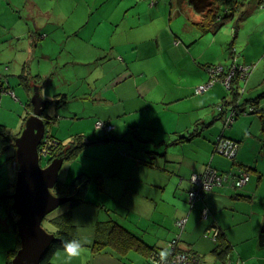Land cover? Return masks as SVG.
Returning <instances> with one entry per match:
<instances>
[{
    "label": "crops",
    "instance_id": "crops-1",
    "mask_svg": "<svg viewBox=\"0 0 264 264\" xmlns=\"http://www.w3.org/2000/svg\"><path fill=\"white\" fill-rule=\"evenodd\" d=\"M101 1L106 2L107 0ZM156 3L155 0H152L151 5L156 6ZM43 5V0L37 3H31V0H23L21 4L20 0H0V40L2 41L0 42V47L2 43L6 42V44L8 43L6 48L13 53V57L10 59L7 60L2 57V60H0V65H5V69L3 67L0 68V107L4 103V98H10L11 102L14 105H19L21 109L20 115L13 120V126H10L7 121L0 118V129H3L7 136H11L10 139H5L7 143L0 148V160L2 155L6 154L8 157L7 161H9L14 173V179L5 188H12V186L14 188L15 184L14 138L20 135L26 119L32 114L31 81L33 80L36 84H42L41 94L46 88L50 90L49 96L45 95L44 97L42 95L45 99L56 102V100L65 97V104L58 108H56L57 104L51 103L53 106L56 105L54 117L47 112V115L51 118H55V112H57L55 110H68L71 103L70 99L73 98V95H71L73 93H66L67 91L59 85L56 91L57 86H54L55 88L52 86L53 75L52 73L51 75L49 74L51 69L48 67V65L53 64L52 61L56 60L55 58L52 59V55L45 53L46 70L48 69L49 73L43 72L41 66L37 72L32 68L37 58L38 48H43L50 41V35L46 32L53 34L52 30L45 27V8ZM92 6L87 5V8L77 17V23L68 27L65 26L63 17L58 16L54 25L55 35H51L55 41L53 45L57 44L60 48L74 49L69 54V58H72L73 61H64L63 57L65 56L62 55H59V60L65 62L64 66L74 64L84 68V71L79 73L82 77L81 80L88 78L91 81H89L90 84L88 85L84 84V86L80 85L76 88V90L81 91L80 100L90 102L92 108H103L106 111L99 117L100 121L98 120L103 126H99L98 123L97 127L104 128L105 136L107 137L115 135L113 137L115 140L108 141L106 143L107 146L102 149L97 147L99 153L103 149L112 150L116 152V156L120 159L118 161L122 166H126L129 154L126 152L125 146L119 143L122 141L128 143V140L133 139L141 142L142 146H144L140 149L142 154L132 159L134 161L131 163L132 168L125 170L126 172L114 168L105 175L102 169H96V165H91L90 169H88L93 177H91V184L95 185L93 192L96 191L97 194H102V192L98 191L103 189L107 193L114 194V201L124 209L125 218H121V226L136 235L147 245L154 247L158 252L157 254L162 250L167 251L169 254L170 244L172 240L176 239L178 240L177 250L190 254L194 262L200 261L199 264H264V246L260 245L259 239H256V233L253 231L254 224H258L257 219L261 216L259 210L255 209L259 204L257 202L258 186H254V182L252 183L254 174L257 177L260 175L258 180L259 182L261 181L262 173L258 172L256 164L253 165L250 161L238 155L237 161L251 170V179L241 190H235L228 185L223 188H215L203 199L195 202L189 200L188 197V192L191 189L190 179L193 174L203 173L208 166L219 171H227L232 168V163L224 161L226 159L220 160L211 153H201V150L194 149L196 147L191 146L202 142L204 138L207 139L213 136L216 139L220 135L221 132L218 131L219 127L216 125V121L221 120V118H217L215 105L219 103L217 100L220 97H225V93L219 89L216 91L209 90L204 96L196 97L194 90H188L184 91L185 95L182 92L183 96L179 97L174 92H166L164 94L165 98L171 95V99L167 103L171 107L156 112L154 119L158 115H160L161 119L165 116L167 117V115L169 117L167 120H162L158 126L153 127L162 128L163 131L157 133L156 130L154 131V137H144L139 132L141 128L140 122L129 120L135 114L148 113L150 111V106L145 104V102L153 100L144 91L147 88L146 82L155 77L148 76L145 71L137 76L132 71L128 72L130 65L134 63L133 57L135 54L141 57V48L136 45L133 46V49L126 48L128 37H132H127V33L129 35L131 33L136 34L137 38L146 33L147 40L144 42L153 41L155 43L158 49H156L153 57H156L160 53L164 31L161 27H155L154 22L161 16V12L154 7V9H150L143 14L132 15V20L130 18L126 20L127 15L120 14L117 10H105L97 5L92 8ZM175 11L179 10L175 9ZM126 25L130 26L128 30ZM120 27H122V33L124 32L126 35H120ZM178 35L182 36L180 32L177 33L171 44L177 48L176 51L182 52L184 55V53H187L185 50L187 48V40L185 42ZM180 42H183L186 48ZM121 46L125 49L119 50ZM142 54V58H153L152 49L146 50L145 47L142 49ZM136 58L134 57V60ZM115 61L118 62L115 63ZM90 65L91 67L96 66L90 68ZM119 65L123 66V68L120 69ZM65 78L66 76L62 80H65ZM98 82L103 83L100 89ZM96 89L98 90L96 91ZM137 91L144 92L146 97L140 99L141 95L137 94ZM210 93H212V101L209 99ZM182 99L197 100L196 106L198 108H208L210 102L213 103V106L211 110H206L205 114L199 113L200 116H203L200 118L193 113V108L188 111V109L179 107V100ZM176 106H178V109ZM7 107L3 106L1 109H6ZM76 110L77 108L72 120L75 122L84 121L86 118L85 114L80 116ZM1 115L2 112L0 111V117ZM188 115L194 116L187 118ZM59 119L60 117L57 116L56 120H53L51 124H54ZM153 120L148 121L150 122L148 123L149 129L152 128ZM238 124L234 123L232 128ZM105 126H111L112 128L108 131ZM208 127L216 128L213 130L212 136L211 133H206L204 138L199 134L191 137L195 130L203 128L201 132L203 134ZM133 130L136 132L135 134L132 132ZM48 134L52 139L61 141L64 146H69L76 137L65 136L60 139L54 135L53 129ZM84 134L85 132H81L79 135L84 137ZM231 134L232 131L229 132V136ZM160 135H166L167 137L158 143L157 140ZM96 142L101 144L98 139ZM147 144H153V146L147 147ZM138 146L136 147L138 148ZM188 147H193L188 149L189 154L187 153ZM143 148L147 151L144 152ZM203 148H206V146ZM153 151L156 153L152 156L150 152ZM79 153H76V155ZM73 156L66 159L65 162L73 158ZM48 162L50 161L48 160ZM98 174L101 175L94 178ZM61 182L66 183L67 181ZM111 182L116 184V186H112ZM12 191L13 189H11ZM238 204L242 206L239 210L236 207ZM84 205L91 207L92 211H96L97 215L95 214L94 221L96 228L100 223L114 221L113 219H109V221L101 219V212L107 208L106 205L103 206L101 202L98 204L91 203V206L90 203H84L81 207L79 206L72 211V220L77 224V227L75 226L76 229L78 225L86 223L84 219L78 218L77 221L76 218ZM108 207L113 208L114 206L109 205ZM252 207L253 211H251L248 218L245 215ZM115 208L119 209L118 207ZM123 209L120 210L123 211ZM67 211L68 206L62 213ZM205 211L206 214L204 213ZM242 211L244 212L242 213ZM181 219L187 220L183 229L177 226V222ZM117 223L119 224V222ZM262 227L263 225L261 224L260 233ZM210 229L219 230L225 235L226 241H228L229 254L224 260H221L217 255L216 243L204 237L205 232ZM3 234L12 235L10 245L4 244L6 240ZM88 237L93 244L86 246V252L83 255V261L86 264H113V262L115 264H154L152 255L149 256V254L146 255L136 250L118 254L115 248L107 247L103 251L95 252L93 246L98 234L94 231ZM77 238H81L80 235L77 234ZM18 245L17 235L10 232L7 219L3 216L0 220V253H6L5 263L9 253L16 250ZM55 256L56 253L52 258V262ZM97 258L101 260L96 262Z\"/></svg>",
    "mask_w": 264,
    "mask_h": 264
},
{
    "label": "rangeland",
    "instance_id": "rangeland-1",
    "mask_svg": "<svg viewBox=\"0 0 264 264\" xmlns=\"http://www.w3.org/2000/svg\"><path fill=\"white\" fill-rule=\"evenodd\" d=\"M39 1L40 0H31V3H37ZM239 1L241 4L240 10L239 12H237V15L233 19H231L229 22H226L216 33H202L198 26V21L200 19L202 20V18L201 16L193 12L194 10L188 5L186 0L182 2H180V0H155V2H157L156 6L151 5L152 0H107L106 2H103L101 0H43V7L45 8V27L47 29L52 30L53 34H50L46 30V33L50 35V41L46 43L43 48H38V52L36 53L37 58L36 61L33 63L32 68L34 69V71L37 72L41 66L43 72L46 71V73H49V70H46L47 64L45 63V53L50 54V56L52 55V59L55 58L56 60L52 61L53 64L50 66L48 65V67H50L51 69L49 74L51 75L52 73L53 75V88L57 86V91L59 85L67 91L66 93H73L71 94L73 95V98L70 99V108L68 110H55L57 111L55 112V118L59 116L60 119L57 120L54 124L47 126V129L49 131L53 129L54 135L60 139L65 136L71 138L75 136H81L79 134L81 132H85L83 136L85 137V141L88 144L81 153L65 162L63 168L60 171L59 180L67 181V184H71L80 174H87L92 177V175L90 174L91 172L89 170L91 165H96V169H102V172H104L105 175L106 173H108V171H111L114 168L126 172L125 170L132 168L131 163L134 162L132 159H135V157H139L142 154V151L140 149L144 146H142L141 142H138L133 139L128 140V143L126 141H122L121 143H119L125 146L126 152L129 154V158L126 160V166H122V164L118 161L120 159L116 156V152L112 150L109 151L108 149H103L102 152L99 153V149L97 147L102 149L103 147H106V143H108V141H105V137L107 136H105L106 132L104 131V128L97 127L100 121L99 117L106 113V111H104L103 108H92L90 102L80 100L81 91L76 90V88L80 85H88L90 84L89 81H91V79L88 78H83L81 80L82 77L81 75H79V73L81 71H84V68L82 66L74 64H67L66 66H64L65 62L59 60V55H62L65 56L63 57L64 61H73L72 58H69V54L74 49H65L64 47L60 48L57 46V44L53 45L55 41L52 39L51 35H55L54 25L56 24V18L58 16L63 17L65 21V26L68 27L77 23V17L80 15L81 12L84 11V9L87 8V5H93L92 8L97 5L98 7H102L105 10H117L118 12H120V14L123 13L127 15L126 20H128L129 18L132 20V15L143 14L150 9H154V7L155 9L158 8L160 10L161 16L155 20L154 26L161 27L164 33L163 38L161 39L160 53L156 57L153 56L154 53H156V49L158 48L157 46H155V43L153 41L144 42L147 40L145 36L146 33L139 38L136 37V34L131 33L129 35L127 33V37H132H128L126 41L127 49H133L134 45L139 46V48H141V57H138V54H135L134 57L137 58L136 60H134L133 57L134 63L130 65V69L128 70V72L130 73L132 71L137 76L139 75V73L145 71L148 76L155 77L146 82L147 88L144 91L147 96L153 100H147L145 102V104L150 106V111L148 113L145 112L141 114H135L130 117L129 121L140 122L141 128L139 129V132L144 137H154V131L157 130V133H159L163 131V129L153 127L158 126L162 120H167L169 117V115H167V117L165 116L163 119H161L160 115H158L154 119V115L156 114V112L161 109L171 107L167 105V103H169V100L171 99V95L165 98L164 94L166 92H174L176 96L180 97L185 95L184 91H195L201 86L209 85L211 83L212 73L216 72L215 68L218 69L221 66H225L233 62V57L232 55L230 56V53L232 51L234 52L236 50V54H233L234 61L236 63L240 65L253 66L254 75L250 80V84H259V87H261L259 90H256L252 93L254 97H261V94L264 93V88L261 86V82L264 78V0ZM21 3H23V0H20V4ZM262 3L263 5L260 6ZM175 9H178L179 11H175ZM22 15L24 14L22 13ZM126 27L127 30L130 28V26L128 25H126ZM179 32L182 34L183 37L179 35L178 36L181 37L185 42L187 40V48L185 47L183 42H180L186 48L185 50L187 53H184V55L182 52L176 51L177 48L173 47V45L171 44L172 41H174L175 35ZM119 33H121L120 35H126L124 32L122 33V27H120ZM0 42L2 41L0 40ZM7 46L8 43L6 44V42L1 44L0 60H2V57L7 60L13 57V53L6 48ZM232 46L233 50L230 51L229 47L232 48ZM145 47L146 50L152 49L153 58H142V49H144ZM3 48L6 49L2 50ZM124 49L125 48L121 46L119 50ZM2 51L5 53H3ZM117 62L118 61H115V63ZM95 66L96 65L91 67L90 65V68H94ZM2 67L3 69H5V65H0V68ZM119 67L120 69L123 68V66L121 65H119ZM213 68L214 70H211ZM242 69L243 70L241 74H239L238 76H236V73L232 70L229 74L232 76V78L229 79V82H231L233 78L239 76H241V78H243V81H245L248 77L246 73V71H248V68L242 67ZM219 73L221 76V72L217 71V74ZM64 76H66V78L65 80H62ZM227 78L228 76L225 79L226 81ZM57 79L59 80V84ZM98 83L100 89L103 83ZM217 89L223 91L225 93V96H230V91L221 82L211 86L204 94H206L209 90L216 91ZM97 90L98 89H96V91ZM144 92L137 91V94L141 95L140 99H144L146 97L144 95ZM49 94L50 90L46 88L42 91L41 95L45 97V95L49 96ZM204 94L200 96H204ZM209 99H212V93L209 94ZM221 99L222 98L220 97L217 101L221 102ZM3 101L4 103H2L1 107H10H7L6 109H1L0 107V111L2 112L0 118L7 121L10 126H13V120L16 119L18 115H20L21 109L19 105H14V103L11 102L10 98H4ZM259 101L261 103L262 109H264V97L259 99ZM196 102L197 100L191 101L190 99H182L179 100V107L183 109H188V111L193 108V113L196 114V117L201 118L203 116H200L199 113L205 114V111L211 110L213 106V103L210 102V106L208 108H198V106H196ZM224 107H230V105H226ZM76 108V112L80 116L85 114L86 118L84 119V121L75 122L72 120L75 115L74 113ZM176 108L178 109V106H176ZM54 109L55 106L50 105L47 110V112H49V114L53 117ZM61 111L63 112L61 113ZM90 111L92 114L90 113ZM236 113H238V111L237 109H234L233 114ZM216 115L219 116L218 113H216ZM258 115L248 114L240 116L235 122L236 124H239L237 126H234L233 128L231 127V121L229 120L231 119V116H233L232 114L229 116V119H224L222 115L221 120L216 121V125L219 127L218 131L221 132L220 136H222V138L237 137L235 138V140L238 141L240 145L239 155H241V157L246 159L247 161H250L251 164H256V166H258V172L262 173V176L260 177V182L258 180L260 175L257 177L256 174H254L255 176L252 179V183L254 182V186H258L257 202L259 204L255 207V209L257 211L259 210V212L261 213V216L257 219L258 224L255 223L253 226V231L256 233L257 240L259 239L258 237L260 234V225H263L264 222V119H261L260 115ZM191 116L194 115H188L187 118H190ZM150 120H153L151 129H149L148 125V123H150L148 121ZM224 126H226L227 130H224ZM214 129L216 128L208 127L207 129H205L203 138L206 133H211L212 136ZM230 131H232L231 136H229ZM132 132L134 134L136 133L134 130ZM113 137H115V135H113ZM165 137L167 136H158V143L162 141ZM97 139L99 142H101V144L96 142ZM218 140L219 139H217L216 141V139H214L212 136L207 139L204 138L202 142L191 146L196 147L194 149L201 150V153H211L213 155L215 151L213 144L215 141L217 144ZM89 143L98 144L90 145ZM137 145H139L138 148L136 147ZM255 145L257 146L255 147ZM152 146L153 144H147V147ZM204 146H206V148H203ZM193 147L187 148L188 154L190 153L188 149ZM255 149L257 150L255 151ZM143 151L146 152L147 150L143 148ZM118 153L120 152L118 151ZM1 158L0 193L8 185V183H10V181L14 179V173L12 171V167L9 161H7V155L4 154V156L2 155ZM217 158H219L220 160H224V158L226 157L217 155ZM48 160L49 158L47 157L42 159V167H45L48 164ZM128 160L131 162H129ZM100 175L101 174H98L94 176V178H97ZM93 180L96 181L95 179ZM110 184L112 186H116V184L112 182ZM12 189H14L13 186ZM96 189H98V187H96ZM93 190H95V185L91 184L89 192L86 195L85 202L90 203V206L91 203L98 204L100 202L103 206L106 205V209L102 208L103 212H101V219H104L106 221H109V219H113L114 221L119 222V224L121 225V218H125L124 209L114 201V194L107 193L103 189L98 191L102 192V194H97L96 191L93 192ZM109 205L114 207L109 208ZM66 207L67 204L61 205L55 211L49 214L43 222L44 228L50 232H53L54 228L53 225L49 223L50 219L54 218V216L56 215H61L62 212L66 209ZM115 207H118L119 209H116ZM236 207L239 210V208L241 209L242 206H239L238 204L236 205ZM120 209H123V211ZM251 209H249L245 215L248 218L250 216L251 211H253V207ZM4 212V209L0 207V220L3 216H5ZM243 212L244 211H242V213ZM95 214L97 215L96 211H92L91 207L87 205H84L82 211H79V216L76 217L77 221L79 218L84 219L86 222L83 225H78V228L76 229L77 234L80 235V237H88L90 234H93L94 231L96 232V224L94 222L96 217ZM72 224L74 226L77 225L73 222V220ZM3 236L6 240L4 244L10 245L12 235L3 234ZM91 244H93L92 241ZM60 253H62V251H58L56 253L53 264H63V256ZM100 260V258H97L96 262H99ZM5 261L6 253H0V264H4ZM72 264H86V262L83 261L82 256L79 259L73 260ZM113 264L115 263L113 262Z\"/></svg>",
    "mask_w": 264,
    "mask_h": 264
},
{
    "label": "trees",
    "instance_id": "trees-1",
    "mask_svg": "<svg viewBox=\"0 0 264 264\" xmlns=\"http://www.w3.org/2000/svg\"><path fill=\"white\" fill-rule=\"evenodd\" d=\"M182 1H185V0H180V2ZM186 2L194 10L193 12L201 16L202 20L200 19L198 21V26L202 33H205V32L216 33L217 31H219L226 22H229L231 19H233L237 15V12H239L240 5H241L239 0H186ZM229 49L230 51H232L233 46L232 48L229 47ZM235 52L236 50L230 53V56L232 55L233 57V62L231 64L220 67L222 69L221 76H220V73L217 74L218 69L216 68H215L216 72L212 73V76H211V81L213 80V77L218 78V80L213 82L211 86L219 82L225 85L224 83L225 78L230 74L232 70L236 73V76H238L239 74H241L243 70L242 67L248 68V71H246L247 76H248L247 79L243 81V78H241V76L233 78L230 82V87H227L225 85L230 91L229 93L230 96L223 97L221 99V102L215 105L216 113H219L218 118H221V116L223 115L224 119L226 118L228 119L231 114L233 115L231 116V119H230L231 127L238 120V118L242 115H248V114L258 115L259 114L261 119H264V109H262L261 103L259 101V99L264 97V93L261 94L262 96L258 98H255L254 95L252 94L256 90H259L261 88L259 87V84L257 85L255 83H253V85L250 84V80L252 76L254 75L253 66L252 65H240L236 63L234 61V55H233V54H236ZM211 70H214V68ZM261 83H260L261 86L264 88V78ZM205 92L198 94L197 89H196L194 91V94L196 96H200L204 94ZM52 103H55L58 105V107H60L63 104H65V97L59 100H56V102H52ZM226 105H230V107H224ZM234 109H237L238 113L233 114ZM226 126H224V130H227ZM202 129L203 128H199L195 130L194 133L191 135V137H195L197 134L203 136L204 132L203 134L201 133ZM220 135L217 136L216 141L217 139L222 137ZM10 137L11 136H7V134L3 131V129H0V148L3 144L7 143L5 139L6 138L10 139ZM227 139L235 143L238 147L237 153L234 157L228 158V159L227 157L224 158L228 160V162L232 163V168H230V170H227V171H219L211 166H208L206 168V170L208 168L213 169L214 171L217 172L218 175L225 176L224 175L225 173L231 174L230 179L227 180L225 184H223L222 186L216 187V188H223L228 185H230L229 187H231L233 184H235V180L238 177H240L242 173L250 174L251 172L249 167L243 166V164L237 161L239 151H240V145L238 141H236L235 138H232V137H229ZM113 140H115V138L113 137H107L105 139V141H113ZM216 141L213 144L214 150L216 148ZM86 145L87 144L84 140V137L76 136L73 139V143H71L69 146H64L61 144V141H57L55 142L52 148L58 152L57 156L60 155L63 151H65L64 155L66 156V159H69L71 156L76 155V153H79ZM155 153H156L155 151L150 152V155L152 154L153 156ZM213 155L223 156L219 153H216V151H214ZM55 156L56 155L54 153L52 155V159H49V161L55 159ZM203 173H200V174H203ZM196 174H199V173H196ZM250 179H251V175H250ZM91 180H92L91 176L87 174H80L71 184L60 182L56 186L54 190V193L56 195L62 196V197H74V200L67 204L68 206L67 212L62 213L61 215H56L54 216V218L50 219L49 223H51L54 228V231L52 233L56 235L58 240L51 246L50 250L45 255L41 264H53L52 258L54 254L57 253L58 251H62V242L66 240H71L73 238H77V230L75 226L72 224V211L78 208L79 206H81L82 204L87 203L85 202V199H86V195L89 192ZM191 188H192V185H191ZM231 188H234V187H231ZM11 189L12 188L7 187L5 188V190H3L0 193V207H2L5 211L4 213H5L7 222H8L10 232L17 235V227H16L17 216L15 215L14 211L11 209L12 199L9 197L11 193ZM208 193H206V195ZM95 233L98 234V237L95 240V244L93 246V249L95 252L103 251L107 247H113L117 250L118 254H124L131 250H136L146 255L149 254V256L158 253L154 249V247L147 245L140 238H138L136 235H134L129 230L125 229L123 226L119 225L115 221L98 224ZM206 233L207 231L205 232V234ZM218 233H219V236L217 237V242H215L217 245V250H218V251L216 250V252L219 258L221 260H224L226 256L229 254V246H228L229 244L227 243L228 241H226L227 239L225 235L219 230H218ZM18 247L20 248V243ZM19 248H16V250H13L9 253V257L5 264H11ZM186 254L188 255V257H190L191 264L200 263V261L194 262L192 256L188 253Z\"/></svg>",
    "mask_w": 264,
    "mask_h": 264
},
{
    "label": "water",
    "instance_id": "water-1",
    "mask_svg": "<svg viewBox=\"0 0 264 264\" xmlns=\"http://www.w3.org/2000/svg\"><path fill=\"white\" fill-rule=\"evenodd\" d=\"M42 84L30 83L32 114L14 138L16 180L11 209L17 216V239L20 249L11 264H41L51 246L57 242L56 235L44 228L43 222L61 205L68 204L74 197H62L54 193L60 171L66 160L63 151L42 167L40 147L48 137L47 121L44 116L52 101L41 95ZM264 246V224L259 235Z\"/></svg>",
    "mask_w": 264,
    "mask_h": 264
},
{
    "label": "built area",
    "instance_id": "built-area-1",
    "mask_svg": "<svg viewBox=\"0 0 264 264\" xmlns=\"http://www.w3.org/2000/svg\"><path fill=\"white\" fill-rule=\"evenodd\" d=\"M217 71L221 72L222 69L218 68ZM230 78H232V76L228 75L227 81L226 80L224 81L227 87H230V82H229ZM217 80H218L217 77H213V80L211 81L209 85L201 86L197 88V93L201 94L205 92L212 85V83ZM99 126H103V124L99 123ZM105 128L106 130L109 131L111 130L112 127L105 126ZM46 141L50 142V144H48L50 147H53L55 142H57L56 140L52 139L51 136L49 135L46 138ZM237 148H238L237 145L231 142L230 140H228L226 137L224 138L220 137L218 140V143L216 144L215 151L216 153H219L223 155L224 157L232 158L236 155ZM48 152H50V149L48 150V147H45L41 155L46 156ZM224 175L225 176L218 175L217 172L211 168H208L203 174H194L190 180L192 188L190 192H188L189 200L193 202H195L196 200H201L205 197L206 193L211 192L216 187H219L225 184L226 181L230 179L231 174L225 173ZM249 181H250V174L242 173L241 176L235 180V184H233L232 187H234L235 190L242 189L245 185L249 183ZM204 213L206 214V211ZM186 221H187L186 219L179 220L177 222V226L183 229L186 224ZM218 236H219L218 230H215V229L208 230L207 233L205 234L206 238H209L214 242H217ZM170 245L171 247L169 249L170 251H169L167 260L164 262H161L159 259V254H153L152 259H153L154 264H191L190 257H188L186 253L177 251L178 240L176 239L172 240Z\"/></svg>",
    "mask_w": 264,
    "mask_h": 264
},
{
    "label": "clouds",
    "instance_id": "clouds-1",
    "mask_svg": "<svg viewBox=\"0 0 264 264\" xmlns=\"http://www.w3.org/2000/svg\"><path fill=\"white\" fill-rule=\"evenodd\" d=\"M262 5L263 3L260 6ZM89 244H91V239L88 237L73 238L71 240L63 241L62 253H60L63 256V264H72L73 260L82 257L86 252V246ZM167 257V251L162 250L159 253V259L161 262L166 261Z\"/></svg>",
    "mask_w": 264,
    "mask_h": 264
},
{
    "label": "flooded vegetation",
    "instance_id": "flooded-vegetation-1",
    "mask_svg": "<svg viewBox=\"0 0 264 264\" xmlns=\"http://www.w3.org/2000/svg\"><path fill=\"white\" fill-rule=\"evenodd\" d=\"M56 106V105H55ZM56 108H58V105L56 106ZM44 120L47 121V126L51 125V123L53 122V120H56V118H51L49 115L44 116ZM49 135V134H48ZM48 144H50L49 141H46V139L44 140L43 144L40 147V152L42 154V151L44 150L45 147H48V150L50 149V152H48V154L45 156H42V159L47 157L49 159H52V155L55 153V158L57 157V151H55V149H53L52 147H50ZM49 163V162H48Z\"/></svg>",
    "mask_w": 264,
    "mask_h": 264
}]
</instances>
